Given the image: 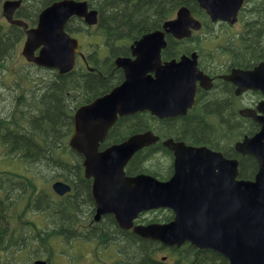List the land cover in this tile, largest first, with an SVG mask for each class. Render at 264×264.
Returning <instances> with one entry per match:
<instances>
[{
	"label": "water",
	"instance_id": "obj_1",
	"mask_svg": "<svg viewBox=\"0 0 264 264\" xmlns=\"http://www.w3.org/2000/svg\"><path fill=\"white\" fill-rule=\"evenodd\" d=\"M213 21H237L243 0H198ZM21 0H6L4 15L11 24L22 26L27 38L22 53L38 65L69 73L76 64L79 40L70 35L66 24L73 16L89 25L98 21V11L87 0H58L44 8L35 27L13 17ZM201 27L187 6L162 29L135 40L131 56H118L117 67L124 81L110 92L80 106L74 114L69 145L84 157L86 178H92V194L97 206L96 219L113 214L123 229L161 241L166 246L186 242L210 248L228 259V264H264V100L256 109H242L260 130L246 135L235 145L242 155L256 158L259 170L254 179L239 178V159L226 157L207 146L188 145L168 138L163 145L174 154V172L167 180L150 174L129 176L125 167L140 149L159 140L151 130L136 133L119 144L100 150L109 130L119 117L150 111L165 118L186 115L195 102L198 82L204 87L210 78L197 65V54L163 61L166 35L190 37ZM38 50V53L36 51ZM225 78L237 86L238 94L259 90L264 94V62L254 69H234ZM258 111L260 113H258ZM53 189L64 195L72 187L58 180ZM170 208L174 219L167 223L135 224L143 211ZM32 264H47L36 260Z\"/></svg>",
	"mask_w": 264,
	"mask_h": 264
},
{
	"label": "trees",
	"instance_id": "obj_2",
	"mask_svg": "<svg viewBox=\"0 0 264 264\" xmlns=\"http://www.w3.org/2000/svg\"><path fill=\"white\" fill-rule=\"evenodd\" d=\"M54 1L57 0H35L31 7L37 14ZM196 1L89 0L91 6L99 11L97 31L102 34L105 46L110 48V54L104 59H99L96 53L92 54L88 62L95 68L94 70H88L81 62L66 74H60L52 69L35 68L30 76L35 83L30 88L33 90L25 89L27 92L16 98L13 110L5 116L0 114V139L4 156L9 155L21 160L24 167H28L24 171L39 168L38 170H43L41 174L43 173L45 177L62 178L75 186V196L73 199H69L68 195L55 199L45 181L47 179L40 174L34 178L32 173L29 176L30 174L26 175L19 171H3L0 173V179L1 175H7L8 178L19 177L24 181L25 196L17 202L14 208L16 213L22 214L16 210L22 207L23 214H28L30 209H36L41 204V210L52 212L58 210L61 217H64L65 209H70L72 206L69 205H74V202L88 203L91 196L88 185L90 186L91 179L84 177L83 156L68 145L73 132L76 109L109 92L123 81L124 72L116 67L115 57L129 55L130 45L134 40L145 33L161 29L167 20L176 16L181 6L186 5L192 9L194 4L197 5ZM247 8L248 11L244 14L245 32L238 38L237 48L246 47L242 51L247 52L245 54L247 64L254 65L264 60V0H250ZM82 22L79 18H72L66 29L72 31L73 23L84 27ZM22 34L23 31L16 25L9 27L7 32L0 29V64L13 57L22 40ZM167 39L168 45L163 50L164 59L179 58L182 53L196 47L189 39L176 40L171 35ZM2 97L0 96V99ZM221 97L216 95L209 102L199 100L197 106L187 115L158 119L149 112H138L119 118L110 129L101 148L120 143L135 133L153 130L161 139L169 137L190 139L194 144H205L222 151L227 157H237L240 160L239 177L254 179L259 169L257 160L250 155L239 154L235 149V143L245 135L256 133L259 125L251 119L241 117L238 111L233 109L235 106L233 104H238L236 101L232 103L229 97V103L232 105H228L227 101L223 100L225 98ZM200 113H202L200 116L196 115ZM46 171L49 172L44 173ZM126 171L131 175L149 173L162 180L168 179L173 173V153L164 147L160 140L138 151L128 163ZM37 180L45 181V185L41 187ZM38 188L42 190L36 195ZM40 196L43 202L40 201ZM150 218L156 222H169L174 218V213L171 209H159L156 213L154 211ZM25 222L31 224L28 220ZM108 223L105 221L106 227ZM65 224L66 221L62 226L65 227ZM55 231L56 233L45 232L39 235V239L53 238L61 233L59 229ZM74 235L79 236L77 233ZM102 235L106 242L113 236V230L107 232L104 228ZM118 235L115 238L118 240L117 244H114L119 255L116 264H226L228 262L223 254L215 250H199L186 243L180 248H171L175 259L173 263H169L157 257L158 252L164 249L159 241L144 239L132 231L121 229ZM12 239V233L0 231L1 264L5 262L16 264L9 257L18 259V254H21L22 245L15 244Z\"/></svg>",
	"mask_w": 264,
	"mask_h": 264
},
{
	"label": "flooded vegetation",
	"instance_id": "obj_3",
	"mask_svg": "<svg viewBox=\"0 0 264 264\" xmlns=\"http://www.w3.org/2000/svg\"><path fill=\"white\" fill-rule=\"evenodd\" d=\"M4 1L5 0H0V29L7 32L9 30V27L13 26L14 24H11L4 16ZM34 1L35 0H21L20 6L14 11L13 14V17L15 19H22L27 22L28 28L35 27L39 19L40 11L36 14L31 7V4H33ZM249 3L250 0H243V4L237 14V21L233 23H231L230 21H211V18L207 14L206 10L202 9L198 2L197 5L194 4L193 8L190 9L192 15L202 23V27L199 30L193 31L190 38L180 39L182 41L189 39L190 43L193 44V46H196L195 49L182 54L190 55L191 53L195 52L197 54L196 58L198 67L211 80V82L205 83V87L201 85L200 82H198L195 99L196 101L193 108L197 106L199 100L209 102L214 98V96L218 95L222 96V99L225 98L223 100L227 101L228 105H232V103L236 101L238 104H233L235 105L233 106V109L238 111V114L241 117L252 120V118L242 115L241 110L246 108L256 109L258 104L264 100V94L255 90H246L238 94L236 92L237 86L233 82L225 78V76L231 74L234 69H252L259 63L258 62L254 65L247 64V55H245L247 52L246 50L242 51L246 47L242 49L237 48L239 46L238 38H240L242 33L245 32L246 22L244 20V14L248 11L247 5H249ZM217 26L223 27V32L213 31V29L216 30ZM20 28L23 31V34L22 40L19 42L18 47L19 45L24 44L27 37L26 30L23 27ZM71 28L72 31L68 32L72 36L79 39V53L82 52V50H85V52L82 53L84 54L86 61H88L90 54H94V52L96 51L99 53L98 50L89 48L88 46L84 45V42L86 41L85 32L87 30H90L91 27H80L79 25L73 23ZM221 36L224 37L223 42L215 45L214 41ZM204 42L205 45L206 42H208L207 48L204 47ZM104 49L108 51L107 55H103L104 57H106L110 54V48L105 46ZM129 55H131V51ZM78 56L80 55L78 54ZM165 60L166 59H163V61ZM6 61H3L2 64H0V73L5 67ZM26 63L31 62L27 61ZM35 67L46 69L38 65H35ZM101 75L103 76V74ZM33 85L34 83L29 82L24 86V90L30 89ZM8 87L9 86L0 88V95L3 96L2 98L8 96ZM11 93H13V91H11ZM226 94H228V96H226ZM229 97L231 98L232 103H229ZM201 114L202 113L196 115L200 116ZM174 139H176L177 141H183L188 145L207 146L205 144H194L190 139ZM4 170L15 171L12 169ZM1 177L3 178V181L1 182L0 189V231L4 233H12V242L22 245L20 248L21 254H29L33 252L34 256L30 260L31 264L38 259H45L47 261V264H59L57 262H61L62 264H78L79 260L82 261L83 259H88L89 255H86V251L83 252L84 248L86 250H88L89 247L95 249L96 246L99 248L100 244H107L105 245L106 248L111 246L110 248H113L115 250L114 244H117L118 241L115 238L119 236V229H123L120 227L116 218L112 214H104L101 215L99 219H96L97 206L92 194V179L90 182V186L88 185V189L90 188L91 194L88 203L86 202L85 204H78L77 202H74V205H69L72 206L70 209H65L66 216L64 215V217H61V213L58 210H53V212L45 211L40 209L41 206L36 209H32L28 212V214H23V212L22 214L16 213L13 208L17 206V202L25 196V188L23 187L24 181L19 177L15 179L4 178L3 175H1ZM41 190L42 188H38V192L36 193V195H39L41 193ZM75 191V186L72 185L71 192L66 194L68 195L67 197L69 199H73L75 196ZM53 196L55 197V199L61 198L59 197V195L54 193ZM40 201L43 202L41 196ZM144 218L145 221H148L150 218V213L145 214ZM26 220L31 222V224H26ZM64 221H66L67 223L65 224L66 228L62 226ZM105 221L109 222L107 227L105 226ZM57 222L60 224H56ZM104 228H106L107 232H112L113 230V236H111V238H108L106 242L102 235L104 232ZM56 229L61 230V233H59L58 235L56 234L55 236H53V238H43L41 240L39 239V235H43L45 232L52 231L56 233ZM75 233L79 234V236H75ZM4 237L6 238V236ZM56 248H59L60 250L57 252ZM61 249H64V251L62 252ZM62 255L63 258H61L60 260L59 257H61ZM82 256H84L85 258H82ZM20 258L25 259V256H21L19 257V259ZM91 258L93 262L97 261V258H95L93 255L91 256ZM1 263L2 261H0V264ZM5 264L7 263L5 262Z\"/></svg>",
	"mask_w": 264,
	"mask_h": 264
},
{
	"label": "rangeland",
	"instance_id": "obj_4",
	"mask_svg": "<svg viewBox=\"0 0 264 264\" xmlns=\"http://www.w3.org/2000/svg\"><path fill=\"white\" fill-rule=\"evenodd\" d=\"M213 31L216 32H223V27H216V30L213 29ZM85 36H86V41L84 42L85 46H88L89 48L92 49H101L103 48L104 45V38L102 36V34L100 32H98L97 30H95V27L92 26L90 28V30H87L85 32ZM223 36L219 37L218 39H216L214 41V44H218L220 42H223ZM211 46V45H210ZM22 47L23 45H19L17 51L14 53L13 57H9L5 63V67L3 68L2 72L0 73V88H5L6 86H9V93L8 96L6 97V99L1 98L0 99V114H2L3 116L9 114L15 105V100L17 97H19L20 95H22L24 92L27 91H31L33 89L30 90H24V86L27 85L29 82L34 83L31 80V75L34 73V71L36 70L35 67L29 65L28 63H26V59L24 58V56L22 55ZM204 47H208V42H204ZM106 49H101L102 52V57H104L105 55L108 54V51ZM82 52H85V50H82ZM104 55V56H103ZM35 85V83H34ZM11 91H13V93H11ZM1 96V95H0ZM1 140H0V172L1 169H12L15 171H19L22 173H26V175L30 174L29 176H31V173L33 174L34 178H37V175H41V172L43 170H38L39 168H36L32 171H24L25 169H28L24 167L23 163L20 162L21 160H18L14 158H4V156L2 155V151H1ZM37 170L39 172H37ZM49 171H46L44 173H47ZM45 177V176H43ZM4 178H8L7 175H4ZM47 180H45L49 186V188L51 189V185L52 183L57 179V177H50L47 176L45 177ZM44 179V178H43ZM1 182L3 181V178L0 179ZM45 181L43 180H37L36 182L43 187V185H45ZM28 201L26 200V204ZM27 207V205H26ZM15 208V207H14ZM13 208V209H14ZM16 210H19L18 212L22 213V207L17 208ZM32 210V209H30ZM102 246H104L103 244H100ZM100 248H96L93 249L92 247H89L88 250H86L84 248L83 252L86 251V255L88 256V259H83L82 261L79 260L78 264H116V260L119 258L118 253L116 250H114L113 248H106L100 246ZM60 249L56 248V251L58 252ZM61 251L63 252L64 249H61ZM91 255H93L95 258H97L96 262H93ZM21 256V254H18L16 259L15 257H9L10 260H13V262H16V264H31L30 260L32 259V257L34 256L33 252L29 253V254H24L23 256H25V259H22L19 257ZM158 257H166V260L169 263H172L175 259V255H173L172 250H164L162 252L159 253ZM61 258H63V255L61 257H59V259L61 260ZM82 258H85L84 256H82ZM16 259V260H14ZM67 262V260H66ZM59 264H62L61 262H58ZM68 264V263H67Z\"/></svg>",
	"mask_w": 264,
	"mask_h": 264
},
{
	"label": "bare ground",
	"instance_id": "obj_5",
	"mask_svg": "<svg viewBox=\"0 0 264 264\" xmlns=\"http://www.w3.org/2000/svg\"><path fill=\"white\" fill-rule=\"evenodd\" d=\"M56 146V145H55ZM54 150V149H53ZM55 167V166H54ZM35 203H37V202H35ZM39 206H41V205H39ZM80 206V205H79Z\"/></svg>",
	"mask_w": 264,
	"mask_h": 264
}]
</instances>
